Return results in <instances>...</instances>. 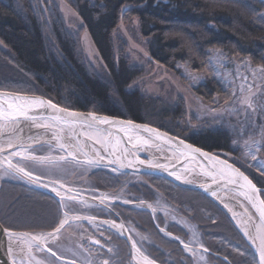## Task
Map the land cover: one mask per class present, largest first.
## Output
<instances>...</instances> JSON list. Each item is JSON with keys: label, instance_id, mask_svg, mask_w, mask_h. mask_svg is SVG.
Instances as JSON below:
<instances>
[{"label": "trees", "instance_id": "obj_1", "mask_svg": "<svg viewBox=\"0 0 264 264\" xmlns=\"http://www.w3.org/2000/svg\"><path fill=\"white\" fill-rule=\"evenodd\" d=\"M82 19L84 29L70 33L60 10L51 4L44 11L40 0H0V90L43 96L74 111L90 112L146 123L213 154L234 153V138L227 129H203L189 134L184 128L186 107L182 100L171 103L143 95L130 86L142 75L126 54V44L115 43V31L123 24L139 22L141 36L148 41L151 59L179 74L178 66L203 72L211 50L232 57L248 58L264 67V29L255 23L264 12L261 0H63ZM129 8L127 12L122 11ZM88 31L105 70L91 67L81 44ZM193 92L211 101L224 90L215 80L196 86ZM226 158V157H225ZM260 188L264 200V179L242 169ZM128 186L130 201L155 202L162 195L166 203L196 227L211 264H257L256 257L229 218L199 192L183 189L150 175L114 174L100 169L89 175L95 188L104 192ZM116 214L100 209L102 216L121 218L132 224L149 242L146 248L160 264H192L178 242L162 235L165 228L187 240L184 228L167 226L160 214L152 216L120 204ZM62 215L59 202L50 195L19 182L0 184V224L16 231H50ZM110 237L114 264H129L130 248L119 236ZM227 257V259H225ZM55 261V260H54Z\"/></svg>", "mask_w": 264, "mask_h": 264}, {"label": "snow or ice", "instance_id": "obj_2", "mask_svg": "<svg viewBox=\"0 0 264 264\" xmlns=\"http://www.w3.org/2000/svg\"><path fill=\"white\" fill-rule=\"evenodd\" d=\"M129 10L126 7L122 11L127 12ZM257 72L264 75V67L254 70L252 75L255 76ZM239 78L242 81H247L248 79L246 76ZM254 86H256L254 83L247 85L242 83L238 91L231 93L228 100L225 101V104L229 105L227 111L237 115L243 112L245 117L250 120L251 115L256 112V93L251 91ZM246 92L250 94L246 95ZM48 109L52 110L51 115L46 114ZM41 110L45 111L42 112ZM213 111H216V109H213ZM22 121L28 127L43 129L44 132L37 136H29L28 140L30 142L25 143L21 136L23 132ZM101 125L115 128L116 132L122 135L114 136L112 131L101 128ZM251 127L252 124L249 123L248 128ZM76 128L81 129V134L85 137L84 143L81 142L80 134L75 132ZM49 132H51V137L44 139ZM244 134H247V129H245ZM73 141L75 142L73 143ZM87 141H93L91 151L96 157L101 160L107 158L109 164H119L120 168H131L136 164L144 165L146 161L136 155L142 146H152L155 141H163L170 145L173 143L172 138L147 124H136L131 120L117 121L107 116L100 117L95 113L83 116L82 114L70 112L66 108H60L51 100L29 97L18 93L12 94L0 90V170H2L0 171V178L3 176H14L45 188L51 186L52 191L60 197L59 205L62 210L58 223L54 222L50 231L21 232L11 227L0 226V232L7 237L6 251L11 264H50L47 255H40L43 253L50 254L51 257L56 259H64L50 245H58L65 226H70V222L74 220L86 219L90 222L96 220L94 216H81L79 214V210L70 202H77L83 206H88V202L78 200L77 196L72 195L74 190L70 187L66 188L65 183L61 179L50 180V183L45 184L43 183V174H37L36 172L37 168L55 167L59 161L66 159L65 156L57 157L51 154H42L45 146L50 151L58 148L59 151L65 152L69 156H73L76 153L87 157L88 151H85L88 148ZM233 143L235 144L236 142L234 141ZM33 144L37 145V147H34ZM96 145H99V148H96ZM245 146H248L247 141H245ZM157 147L159 146L157 145ZM175 147L181 156L191 161H195L197 157H202L203 161L207 162L200 164L201 174L204 177L210 178L213 184H219L222 181L225 187L227 185H237L241 190L240 195L256 209L259 214V220L258 223L251 225L255 232L253 233L248 226L252 221L251 216L248 217L247 221L241 222V227L244 234L253 243L258 241L259 264H264V200L259 199V189L239 168L234 167L227 160H222L217 155L203 152L200 148H194L183 140H180ZM257 151H259V148H257ZM128 157H133V159H128ZM252 158L255 159V155ZM125 160H127V163L124 162ZM86 163L89 167L98 166L96 159H88ZM147 164L151 168L167 170V165L165 164L154 163L151 160L147 161ZM112 170L117 171L115 168ZM184 170L191 171L187 167ZM260 170L264 173V164L260 165ZM169 174L175 176L177 180L182 178L176 172ZM188 182L191 183V181ZM201 187L205 191L211 190L210 184H203ZM61 189L65 190L62 192ZM211 194L213 196L217 195L215 191H212ZM94 199H98L100 205H105L106 201L112 198L107 193H101ZM124 203H129V201L125 200ZM144 205L145 202L140 201L138 206L143 207ZM147 207L152 208L153 206L148 204ZM229 210L232 211L231 209ZM245 214H247V210H245ZM237 215L236 212H233L234 218ZM103 223L109 224L110 227L117 230L124 229V224H117L115 220L104 221ZM160 231L164 232L165 229L161 228ZM166 235L171 236L172 234L166 232ZM93 243L103 247L100 240H94ZM184 248L192 251L189 244H184ZM132 249L131 260L135 261L136 264H156V261L145 255L134 240ZM107 251L111 253L113 250L108 248ZM68 264H75V261H69ZM101 264H109V260H102Z\"/></svg>", "mask_w": 264, "mask_h": 264}, {"label": "rangeland", "instance_id": "obj_3", "mask_svg": "<svg viewBox=\"0 0 264 264\" xmlns=\"http://www.w3.org/2000/svg\"><path fill=\"white\" fill-rule=\"evenodd\" d=\"M40 1L44 11L51 4H55L58 7L67 30L73 35H76L81 29H84L82 19L63 0ZM261 1L264 2V0ZM255 23L259 27L264 29V12L255 19ZM114 38L116 48L119 42H124L126 44V54L128 55L131 64L134 67L140 68L143 72L142 75L130 86L131 91L138 90L143 95L153 98H160L171 103H176L177 101L182 100L186 107L184 128L189 131V134L197 133L198 131L203 129L221 128L229 130V132H231L233 135L234 141L236 142L233 147L234 153L225 154L224 156L226 158L223 156L221 157L230 160L241 169L254 172L257 177L264 179V173H262V171L260 170V165L264 164V75L259 72H257L255 76L252 75V72L254 70H257L261 67L254 66L248 58L232 57L224 53L222 50L214 48L213 50H211V63H208V66L203 72L192 71L186 65H179V74H175L174 72L168 71L163 66L159 65L151 59L147 50L148 41L141 36L139 22L137 19H135L128 26L121 24L115 31ZM81 44L87 63L97 72H103L105 70L104 63L96 47L94 46L88 31H82ZM0 47L5 49V47L1 43ZM241 76L248 77L247 81H242L239 78ZM207 80H215L217 83H220L224 90V93L222 95L216 96L211 101H207L197 96L193 92V89L196 86L206 82ZM242 83L246 85L254 83L256 85L251 90L252 93H256V112L251 115L250 120L245 117L243 112L239 113V115H237L236 113H230L229 111H227L229 105L225 104V101L228 100L231 93L238 91ZM245 94L248 95L250 93L246 92ZM213 109H216V111H213ZM249 123L252 124L251 128H248ZM245 129H247V134H244ZM245 141L248 142V146H245ZM257 148H259V151H257ZM42 154L55 155L56 153L49 152V149H45ZM253 155H255V159L252 158ZM95 171L89 170L87 168L81 169L80 166H77L74 163H58L55 167L36 169L37 174L42 173L44 178L50 180L59 178L65 183L67 187H70L73 190H77L81 193L94 197H98L101 193H107L109 197L112 198L109 200L120 202H124L125 200L133 202L128 198V186L133 182L138 183L145 181L140 177H134L119 191L104 192L96 189L94 184L89 180V175ZM9 181L25 184L18 181L15 177L13 178L11 176H3L2 178H0V184L2 182ZM70 203H72L79 210V214L82 216H94L98 219H104L108 221L113 220L103 217L100 211L101 208L99 207L84 208L82 205L75 204L73 202ZM133 203H140V201ZM148 203L153 206L152 208L154 210L155 216L157 214H161L162 218L164 219L163 221L165 226L174 222L180 223L182 226L188 229L190 234L187 235L186 241L183 240L180 236L176 237L183 241L184 244L190 245L192 251H188L182 247L181 248L189 257L192 258L194 264H211L207 256L209 251L202 246L201 233L196 227H194V225H192L187 221V219L181 216L176 211V209L168 205L162 195H159L158 199L155 200V202ZM116 222L118 223L119 220H116ZM125 224L127 225V228L129 229L133 240L136 241L137 246L141 248L145 255H148L152 259V257L148 253L149 250L146 248V245L149 241L140 233H138L131 223ZM102 229H104L107 234L121 237L118 233L110 230L107 227L97 228L90 223L82 222L76 223L75 225L70 224V226H66L65 229L62 230L58 245L51 244L50 246L52 248H55V251L58 255L63 256L66 259L74 260L76 262L83 261L80 262L82 264H88V262L92 261V264H95V262L98 263V261L94 260L93 258H89L87 255L84 256L79 252L82 249L78 241L82 239L83 236H78L81 231L86 232L89 230L86 233H97L100 232V230L102 231ZM62 237L63 240L68 237L72 241L74 238V248L61 246ZM82 248L84 250H88L91 248V246H86L85 244L82 246ZM200 249H206L208 252ZM74 251H76V253H74ZM40 255L47 254L43 253ZM131 255L132 252L130 249L129 264H133L131 262ZM49 260L50 264H64L58 262L57 260L54 261L55 259L52 257H49ZM156 263L160 264L157 261Z\"/></svg>", "mask_w": 264, "mask_h": 264}, {"label": "water", "instance_id": "obj_4", "mask_svg": "<svg viewBox=\"0 0 264 264\" xmlns=\"http://www.w3.org/2000/svg\"><path fill=\"white\" fill-rule=\"evenodd\" d=\"M8 92V91H6ZM12 94H17L14 92H9ZM20 94V93H18ZM20 95H26L29 97H40L43 98L45 100H49L43 96H39V95H30V94H20ZM54 103V102H53ZM55 104V103H54ZM57 105V104H56ZM60 108H63L59 105H57ZM70 112H75L78 114H82L83 116H87L90 112H80V111H74V110H70L68 109ZM42 112L45 110H41ZM46 114L47 115H51L52 114V110L48 109L46 110ZM100 117H104L106 115H100V114H96ZM109 118H112L114 120L117 121H129L126 119H122V118H117V117H112V116H107ZM136 124H146V123H141V122H135ZM149 125V124H147ZM150 127L156 128L154 126L149 125ZM21 127L23 128V132L21 133V136L23 138V141L25 143H29L30 141L28 140L29 136H37L40 133H43L44 130L43 129H37V128H30L27 126L26 123H24L22 121L21 123ZM101 128L104 129H108L109 131H112L114 136H121V133L116 132L115 128H109L108 125H101ZM158 129V128H156ZM159 132L166 134L168 137L172 138L173 143L167 144L164 143L163 141H155V143L152 146H142L141 150L139 152L136 153L137 156H139L140 159H143L146 161V163L144 165H140V164H136L134 167L128 168H120L119 164H109L108 163V159L105 158L102 160L103 163V168H108V169H117V173L118 174H131V175H150V176H156V177H160L163 178L167 181H169L170 183H172L173 185L183 188V189H187V190H192L195 192H199L201 194H203L205 197H207L208 199H210L214 204H216L218 206V208L230 219V221L233 223V225L235 226V228L238 230V232L240 233V235L243 237V239L245 240V242L247 243V245L251 248V250L253 251L255 257H256V261L257 264H259V251H258V241L256 243H253L252 240H250L248 238V236H246L244 234V231L241 227V222L247 221L248 217L251 216L249 213L245 214V211L243 210L242 204H246L249 209L253 212L254 216L252 217V221L249 223V229L254 233L255 229L251 227L252 224L258 223L259 220V214L256 212V209L252 207V205L243 197L240 195V189L238 188L237 185H227L226 187L224 186V182H220L219 184H213L211 179L208 177H204L201 174V168H200V164L201 163H207L206 161H203L202 157H197V159L195 161H191L189 159H186L185 157L181 156L179 154V152L176 150V145L179 144L180 140H183L186 144H190L192 145L194 148H199L189 142H187L186 140L179 138L177 136H174L172 134H169L161 129H158ZM75 132L77 134H80V136H83L81 134V129L80 128H76ZM51 133V132H49ZM157 145L159 147H157ZM99 146V145H98ZM201 149V148H200ZM203 152H207L203 149H201ZM135 151V150H134ZM210 153V152H207ZM213 154V153H210ZM103 155V153H102ZM217 155V154H214ZM220 159L222 160H227L219 155H217ZM131 159H133V157H130ZM153 161L154 163H160V164H165L167 165V170L164 169H156V168H151L148 166L147 161ZM127 161V160H126ZM228 163L232 164L234 167L239 168V170L241 172L244 173V175H246L249 180L252 181V183L256 186L257 189H259V199L263 200L262 196H261V190L260 188L254 183V181L240 168L238 167L236 164H234L233 162H231L230 160H227ZM125 162V161H124ZM126 163V162H125ZM185 167L191 169V171H185ZM113 171V170H112ZM171 172H176L177 174L181 175V179L177 180L175 178V176L170 175L169 173ZM18 178V177H17ZM21 179V178H18ZM24 180L25 184L27 183V185L34 187L50 196H52L53 198H55L56 200L60 201V197L56 195V193L53 192H47V190L45 188H40L38 186H35L33 183H29L26 179H22ZM44 181H50L46 178L43 179ZM188 181H191V183H189ZM203 184H210L211 185V190L210 191H205L203 187H201V185ZM68 188V187H66ZM212 191H215L217 193L216 196H213L211 194ZM72 195L77 196L78 198H80V200H85L87 202H91L90 204L97 206L99 208H103L105 210L114 212L112 210L111 207H109L107 204L106 205H100V202L98 199H94V196H90L84 193H81L77 190H74ZM112 204H120L123 206H129V207H134L137 209V206L140 203H133V202H129V203H124V202H120V201H114L112 200ZM145 204H150L148 202H145ZM225 205H227V207H225ZM139 207V206H138ZM139 209V208H138ZM229 209H231L232 211H230ZM148 210L153 218L155 216L154 214V210L153 208H148L146 209ZM233 212H236L238 215L237 217H233ZM96 220L98 221H108V220H104V219H98L96 218ZM119 222L117 224L123 223L124 224V229L123 232H121L119 235L127 241L131 252L133 253V249H132V242H133V238L131 236V233L129 232V229L127 228V225L124 223V221L118 217ZM0 226H2L0 224ZM161 228H159L160 231ZM161 232V231H160ZM166 232H168L167 230H165L164 232H161L163 235H165L166 237L178 242L182 248H184V243H181V240L174 236L173 234L171 236L166 235ZM0 234L4 235L2 232H0ZM178 238V239H177ZM185 249V248H184ZM203 251L208 252L206 249H200ZM50 255V254H48ZM55 260H57L58 262L64 263V264H68L69 259H56L55 257H53ZM75 264H81L75 261ZM158 264V263H156Z\"/></svg>", "mask_w": 264, "mask_h": 264}, {"label": "bare ground", "instance_id": "obj_5", "mask_svg": "<svg viewBox=\"0 0 264 264\" xmlns=\"http://www.w3.org/2000/svg\"><path fill=\"white\" fill-rule=\"evenodd\" d=\"M69 135H71V134H69ZM51 137V133H48L47 134V136H45L44 137V139H48V138H50ZM66 139H67V137H66ZM80 139H81V142L82 143H84L85 142V137H83V136H80ZM75 141H73V143H74ZM54 143V142H53ZM87 144H88V148H86L85 149V151H88V156L87 157H85L83 154H76V153H74V155L73 156H69V155H67V153H65V152H61V151H59V149L57 148V149H53V150H49V152H55L56 154L54 155L53 154V156H57V157H59V156H65L66 157V159L65 160H62V161H59V163H64V164H71V163H74L75 165H77V166H80V168L81 169H83V168H87V169H89V170H92V171H95V170H100V169H104V170H108V171H110V172H112V173H114V174H118L116 171H112L111 169H108V168H103V167H101V166H103V163H102V160L101 159H99V157H96L95 155H94V153L91 151V148H92V146H93V141H87ZM33 146L34 147H37V145H35V144H33ZM96 148H99V146L98 145H96L95 146ZM45 149H48L47 148V146H45ZM44 149V150H45ZM44 150H43V152H44ZM5 155H7V153H5ZM52 155V154H51ZM88 159H96L97 160V162H98V166H95V167H89V166H87V163H86V161L88 160ZM128 159H131L130 157H128ZM125 162L127 163V161L125 160ZM0 171H2V170H0ZM11 177H13L14 178V176H11ZM18 181H20V182H22V183H25L24 182V180H22V179H18L17 177H15ZM48 180H50V179H48ZM30 183V182H29ZM43 183H45V184H48V183H50V181H44ZM27 184V183H26ZM35 186H38V187H42V188H45V187H43V186H40V185H37V184H34ZM66 186V185H65ZM57 187H58V185H57ZM67 187V186H66ZM46 190H47V192H53L52 191V187L50 186V187H48V188H45ZM65 189H61V191L63 192ZM53 193H55V192H53ZM52 197V196H51ZM55 199V198H54ZM77 199L78 200H80V198H78L77 197ZM58 201V200H57ZM59 202V201H58ZM73 203H75V204H79V203H77V202H73ZM91 202H88V206H83L84 208H88V207H97V206H94V205H92V204H90ZM108 205L109 207H111L112 208V210H113V204H112V201L111 200H108V201H106V203H105V205ZM79 205H81V204H79ZM112 205V206H111ZM242 207H243V210L245 211V210H247V213H249L251 216H254V214H253V212L249 209V207L246 205V204H242ZM139 208V210H146V209H148V207H147V204H145L143 207H138L137 206V209ZM101 209H103V208H101ZM105 210V209H104ZM108 211V210H107ZM114 211V210H113ZM109 212H111V211H109ZM113 214H116L115 213V211L114 212H112ZM82 216V215H81ZM82 222H87V223H90V224H92V225H94V226H96L97 228H103V227H107V228H109L110 230H112V231H114V232H116V233H118V234H120L121 232H123V230H117V229H115V228H112V227H110V225L109 224H105V223H103V221H98V220H95L94 222H90V221H88V220H86V219H81V220H74V221H71L70 222V224H73V225H75L76 223H82ZM117 223V222H116ZM67 226V225H66ZM65 226V227H66ZM6 247H7V237H6V235H2V234H0V264H11V260H10V258H9V256H8V254H7V251H6ZM133 264H136V262L135 261H131Z\"/></svg>", "mask_w": 264, "mask_h": 264}, {"label": "flooded vegetation", "instance_id": "obj_6", "mask_svg": "<svg viewBox=\"0 0 264 264\" xmlns=\"http://www.w3.org/2000/svg\"><path fill=\"white\" fill-rule=\"evenodd\" d=\"M185 218V217H184ZM186 219V218H185ZM187 221H188V219H187ZM189 222V221H188ZM177 224H179V225H181L180 223H177ZM182 226V225H181ZM182 227H184V226H182ZM184 230L188 233V234H190V232L188 231V229L187 228H185L184 227ZM89 231V230H88ZM88 231H86V232H88ZM101 231V230H100ZM86 232H84V231H81V233H79V236L78 237H82L83 235H84V233H86ZM106 231H104V229H102V231L101 232H97L98 234H104V238H105V240H103V241H101V244L103 245V247H101V248H95V256L94 257H97L98 259H99V261L101 260H109L108 258H106V253H109L108 251H107V249L108 248H111L112 249V247H110V246H108V244L110 243V237L108 236V234L107 233H105ZM87 235H94L92 232L91 233H86ZM95 236V235H94ZM67 238V239H66ZM65 238V240H63V237H62V242H61V246H64V247H67V248H72L73 247V241H74V238H73V241L71 240V239H69L68 237H66ZM53 250L55 251V248H53ZM112 253V252H111ZM110 253V254H111ZM44 254H47V253H44ZM48 255V254H47ZM97 255V256H96ZM49 257H51L50 255H48ZM53 258V257H52ZM191 260H192V258H191ZM56 261V260H55ZM78 263H80V262H78ZM82 264V263H81ZM109 264H114L113 262H112V260H109ZM192 264H194V262H193V260H192Z\"/></svg>", "mask_w": 264, "mask_h": 264}, {"label": "crops", "instance_id": "obj_7", "mask_svg": "<svg viewBox=\"0 0 264 264\" xmlns=\"http://www.w3.org/2000/svg\"><path fill=\"white\" fill-rule=\"evenodd\" d=\"M166 204V203H165ZM161 215V214H160ZM101 232V231H100ZM106 233V232H105ZM93 234H95L96 236L94 237V236H92V235H87L86 233H84V235H83V237H82V239H80L78 242H79V245L81 246V249L82 250H78L81 254H83L84 256L85 255H87L89 258H93L94 260H96V261H98V263L97 262H95V264H101V260L99 261V259L97 258V257H94L95 256V248L97 247V248H101V246L100 245H96L95 243H93V241L94 240H100V242L101 241H103V240H105V236H104V234H98V233H93ZM81 242V243H80ZM86 244V246L87 245H89V246H91V248L90 249H83L82 248V246L83 245H85ZM78 245V246H79ZM102 245V244H101ZM77 247V246H76ZM72 248H74V245H73V247ZM74 253H76V251H74ZM97 256V255H96ZM80 262H83V261H80ZM85 263V262H84ZM93 262L92 261H90V262H88V264H92ZM86 264V263H85Z\"/></svg>", "mask_w": 264, "mask_h": 264}]
</instances>
